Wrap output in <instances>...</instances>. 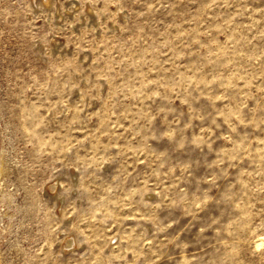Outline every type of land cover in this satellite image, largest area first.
<instances>
[{"label":"rangeland","instance_id":"obj_1","mask_svg":"<svg viewBox=\"0 0 264 264\" xmlns=\"http://www.w3.org/2000/svg\"><path fill=\"white\" fill-rule=\"evenodd\" d=\"M0 264H264V0H0Z\"/></svg>","mask_w":264,"mask_h":264},{"label":"bare ground","instance_id":"obj_2","mask_svg":"<svg viewBox=\"0 0 264 264\" xmlns=\"http://www.w3.org/2000/svg\"><path fill=\"white\" fill-rule=\"evenodd\" d=\"M50 190L54 191L55 190V185H51L49 187ZM65 246H67L68 248L73 246V241L71 239L66 240Z\"/></svg>","mask_w":264,"mask_h":264}]
</instances>
